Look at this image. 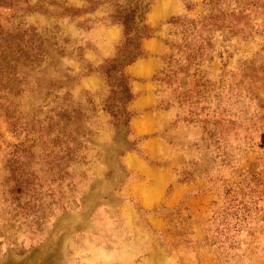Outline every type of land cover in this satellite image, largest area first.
Wrapping results in <instances>:
<instances>
[{
	"label": "rangeland",
	"instance_id": "1",
	"mask_svg": "<svg viewBox=\"0 0 264 264\" xmlns=\"http://www.w3.org/2000/svg\"><path fill=\"white\" fill-rule=\"evenodd\" d=\"M139 1L0 8V264H264V0H144L121 77Z\"/></svg>",
	"mask_w": 264,
	"mask_h": 264
},
{
	"label": "trees",
	"instance_id": "2",
	"mask_svg": "<svg viewBox=\"0 0 264 264\" xmlns=\"http://www.w3.org/2000/svg\"><path fill=\"white\" fill-rule=\"evenodd\" d=\"M14 0H0V8H11L13 6ZM144 0L139 1L132 9L128 12H119L113 19L112 23L120 26L121 30V42L116 46V56L112 59V64L108 71H113L118 76H124V67L130 64L136 57L140 55V39L143 37H148L150 35V30L144 23L143 18V4ZM26 40L31 39V35H27ZM22 44L23 46H19ZM27 45L26 41H23L21 34H6L2 33L0 29V60L6 66V72L9 75L13 74L11 70L14 69L15 63L18 59L29 60L30 63H21L22 65H32L37 59L39 60V51L37 50L33 53L32 47L28 46L29 50L32 52L31 57L28 55L26 50L22 48ZM5 57H9L5 59ZM30 57V58H29ZM2 104H0L1 106ZM3 113L6 112V108L3 107Z\"/></svg>",
	"mask_w": 264,
	"mask_h": 264
},
{
	"label": "crops",
	"instance_id": "3",
	"mask_svg": "<svg viewBox=\"0 0 264 264\" xmlns=\"http://www.w3.org/2000/svg\"><path fill=\"white\" fill-rule=\"evenodd\" d=\"M147 66V61L146 60H139V61H137L135 64H133V67L135 68H137V67H146ZM137 75H139V74H137Z\"/></svg>",
	"mask_w": 264,
	"mask_h": 264
}]
</instances>
